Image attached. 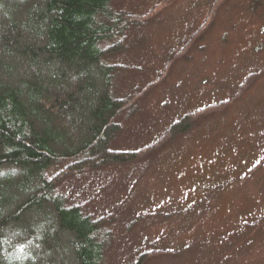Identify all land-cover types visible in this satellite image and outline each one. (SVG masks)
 <instances>
[{
	"label": "rangeland",
	"instance_id": "374dc122",
	"mask_svg": "<svg viewBox=\"0 0 264 264\" xmlns=\"http://www.w3.org/2000/svg\"><path fill=\"white\" fill-rule=\"evenodd\" d=\"M114 7L138 24L105 62L116 67V90L139 96L137 114L117 120L113 149L165 142L144 161L66 177L57 193L95 219L110 217L104 264L142 256V264H264V8L256 0ZM187 114L200 116L196 126L173 139L168 131Z\"/></svg>",
	"mask_w": 264,
	"mask_h": 264
},
{
	"label": "trees",
	"instance_id": "16d2710c",
	"mask_svg": "<svg viewBox=\"0 0 264 264\" xmlns=\"http://www.w3.org/2000/svg\"><path fill=\"white\" fill-rule=\"evenodd\" d=\"M132 16L114 0H0V264H104L110 217L95 219L57 190L66 177L144 161L165 142L113 149L117 120L137 114L139 94L116 90L105 58L138 24ZM197 116L169 136L188 133ZM54 167L63 171L49 178Z\"/></svg>",
	"mask_w": 264,
	"mask_h": 264
}]
</instances>
